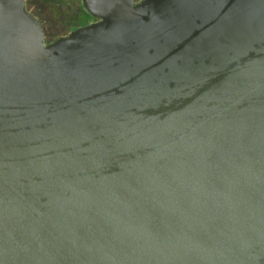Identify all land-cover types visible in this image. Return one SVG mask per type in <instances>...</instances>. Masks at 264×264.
<instances>
[{"label": "water", "instance_id": "1", "mask_svg": "<svg viewBox=\"0 0 264 264\" xmlns=\"http://www.w3.org/2000/svg\"><path fill=\"white\" fill-rule=\"evenodd\" d=\"M83 2L0 0V264H264V0Z\"/></svg>", "mask_w": 264, "mask_h": 264}, {"label": "flooded vegetation", "instance_id": "2", "mask_svg": "<svg viewBox=\"0 0 264 264\" xmlns=\"http://www.w3.org/2000/svg\"><path fill=\"white\" fill-rule=\"evenodd\" d=\"M24 10L38 21L45 45L100 20L85 8L83 0H24Z\"/></svg>", "mask_w": 264, "mask_h": 264}]
</instances>
